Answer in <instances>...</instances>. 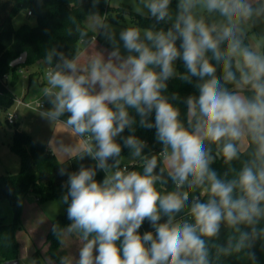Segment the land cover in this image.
<instances>
[{
  "label": "clouds",
  "instance_id": "clouds-1",
  "mask_svg": "<svg viewBox=\"0 0 264 264\" xmlns=\"http://www.w3.org/2000/svg\"><path fill=\"white\" fill-rule=\"evenodd\" d=\"M172 3L138 0L137 14L154 22L124 27L118 38L93 13L90 26L102 30L110 50L81 47L88 31L77 26L74 54L53 47L44 56L41 96L49 107L39 115L75 138L58 140L56 154L95 162L59 169L70 223L51 231L62 245L66 236L79 242L78 256H61L59 264H223L230 256L258 264L264 36L251 30L264 23V0H176L175 10ZM172 79L195 93H169ZM137 127L155 129L158 152H145ZM218 160L227 166L222 173L213 167ZM145 221L153 230L141 234Z\"/></svg>",
  "mask_w": 264,
  "mask_h": 264
},
{
  "label": "trees",
  "instance_id": "trees-1",
  "mask_svg": "<svg viewBox=\"0 0 264 264\" xmlns=\"http://www.w3.org/2000/svg\"><path fill=\"white\" fill-rule=\"evenodd\" d=\"M109 3L110 0H99V3L93 7V0H0V113L11 109L19 98L18 88L23 68L32 67L43 61L47 50L53 47L65 52L66 55L74 54L78 46V38L74 31L77 26L88 31V38L84 43L94 41L91 38L95 36V40L110 49L111 46L101 39V34L90 29L85 23V20L93 13H98L104 19L120 22L122 14L118 13L114 18L110 13ZM20 12H26L27 15L31 13L29 16L36 19V24H24L15 29L13 21ZM145 21L149 26L154 22L149 18ZM159 27L167 26L159 25ZM23 53H27L26 63L19 67H11L12 61ZM176 67L179 72L185 71L181 61L176 63ZM195 91L192 85L179 79L169 81L168 92L178 93L181 98L194 94ZM178 106L183 116L186 106L183 103H179ZM47 107L49 105L46 104L45 108ZM151 119L154 121V115ZM10 127L12 128L10 150L19 157L20 170L16 174L0 175V203L8 201L12 210V219L9 222L0 215V262L3 264L19 260L20 244L17 232L22 226L25 198L33 194L40 203L61 199L66 191L62 185L67 180V176L59 175L60 167H65L72 172L78 170L81 163L85 166L95 163L89 158L83 161L69 159L60 162L44 142L23 130L18 123ZM129 134L126 129L122 135ZM135 134L147 141L149 147L145 149L146 153L160 150L161 145L155 140V129L137 127ZM119 142L122 143V140ZM128 153L129 150L125 148L122 155L128 156ZM234 164L239 166L237 162ZM213 167L221 173L227 168L222 160H218ZM103 175V172L98 171L96 179L102 180ZM168 186L171 187V184L169 183ZM69 223L66 211L52 220L45 240L46 252L42 255L37 248L34 255L37 259L43 257L45 261L47 258L52 264H59V258L65 255L62 252L63 245L58 242L51 229L54 224L65 227ZM152 230L150 224L145 221L139 231L143 234L145 231ZM227 234L228 230L222 227L218 242L225 243ZM254 251L258 264H264V248L261 247L260 242H257ZM44 264L47 263L44 262ZM223 264H250V262L245 258L230 256L223 258Z\"/></svg>",
  "mask_w": 264,
  "mask_h": 264
},
{
  "label": "rangeland",
  "instance_id": "rangeland-1",
  "mask_svg": "<svg viewBox=\"0 0 264 264\" xmlns=\"http://www.w3.org/2000/svg\"><path fill=\"white\" fill-rule=\"evenodd\" d=\"M109 5L111 8L110 13L112 14L114 18L117 17L118 13L122 14V16L120 17L121 19L120 22H115L110 19L103 18L105 22L110 24L112 28L116 31L117 38L119 36V31L122 28L127 27L129 25L140 26L142 28L149 26L145 21L146 18L141 17L136 12V7L138 6V0H110ZM175 6H176V0H173V3H172L173 10H175ZM13 24H14L15 29H18L20 26L24 24L35 25L36 19L32 16L27 15L26 12H20L14 18ZM98 30H99V33L102 32L100 28H98ZM263 31H264V23L258 22L256 24L255 33H260L261 34L260 36H264L262 34ZM255 33H251V34H254L256 36ZM101 39L103 41H106L102 35H101ZM27 68L31 70L30 67H27ZM22 71H23L22 74L27 73L26 68H23ZM33 81L35 82V83L33 82L34 85H37V87L40 86L37 84L36 80H33ZM40 87H42V85ZM35 94L37 93L31 91L30 95L27 97L26 100L27 101L32 100ZM10 110L17 114L18 116L17 122L19 123L22 129L27 131L29 134H31L35 138L37 137L44 138V136H46L48 130L45 129L46 125L41 120V117L39 115L40 111L34 110L33 107H28L25 104H18V103H14V105L12 106ZM0 120L2 121V126L0 127V156L2 158V165H5L6 163V165L9 166L7 168L10 170V172L14 173L20 170V159L9 148V145L12 143V128L6 122V113L4 112L0 113ZM24 201L28 202V204H33L36 200L33 194H29L25 198ZM5 202L8 203V201H5ZM5 205H9V204H4L0 206V214L5 220H7L8 217H6V215L10 213V209L9 208L8 210H6V208L3 209ZM37 205L41 209V211L45 214V216L50 220L57 217L60 214L65 213L66 211V206L61 203V199H55V200L47 201L44 203L37 202ZM41 226L43 225L41 224ZM23 232H24L23 229H19L17 232L18 242L22 245L25 242V239L22 237L24 234ZM64 241L65 242L62 246L63 254L65 255L72 254L74 256H78V243L79 242L77 240H74L73 236H66L64 238ZM39 242L41 243V241ZM39 246H40L39 249L41 251V254L44 255L47 247H44V245L41 246L40 244ZM33 260H38L40 264H44V262H46L47 264H52L47 258L45 261L43 257L37 259L36 257H32V256H27V258L19 262L20 264H32ZM0 264H3V263L0 262Z\"/></svg>",
  "mask_w": 264,
  "mask_h": 264
},
{
  "label": "crops",
  "instance_id": "crops-1",
  "mask_svg": "<svg viewBox=\"0 0 264 264\" xmlns=\"http://www.w3.org/2000/svg\"><path fill=\"white\" fill-rule=\"evenodd\" d=\"M85 22H86V25L90 29H92L96 33H99L98 27L93 28L90 26L91 17H88ZM255 31H256V25L252 28L251 33H255ZM255 34L257 37H260L261 35L260 33H255ZM262 34L264 35V31L262 32ZM82 47L86 48L88 52H91L97 49H100V50L109 49L98 40H94L89 43H84ZM46 67L47 65H44L41 61V62H38L36 65L30 67L31 70H29V68H26L27 70L26 74H22L23 71H21V81H20L19 88H18L19 99H22L25 103H35L36 101L43 100L41 96V88L44 86V70ZM34 73H37V74H34ZM30 74H34V75L28 78L27 76H29ZM32 79L36 80L37 84L40 86L42 85V87L40 86L37 87V85H34L33 84L34 81ZM31 91L36 92L37 94L34 95V98H32V100L27 101L26 99L30 95ZM28 107H33L34 110L41 111V109H36L34 106H28ZM7 112H4V113H6L7 115ZM17 119H18V116H17ZM41 120L45 123L46 125L45 129H47L48 131H47L46 136H44V138L37 137V139L44 142L60 162L69 160L66 157H60L56 154V142L60 139H64L65 143H74L75 138H70L68 134L60 126L50 125L49 122L43 118H41ZM10 145H9V148H10ZM7 167L9 166L6 165V163L5 165H2V158L0 156V175L16 174L19 172V170L14 173L10 172V170ZM34 198L36 201L33 204H28V202L24 201V208H23V214H22V226L20 229L24 230L23 232L24 234L22 237L25 239V242L23 243V245L19 243L20 244L19 261L27 258V256L35 257L34 256L35 252L37 248L40 247L39 244L41 246L44 245V247H46L45 245L46 235L51 226V222L54 219L53 218L50 220L45 216V214L41 211V209L37 205V202L39 201L37 200L35 196ZM4 204H9V202L6 203L4 201L0 203V206ZM4 208H6V210H8V208L10 209V213L6 215V217L8 218L7 220H5L6 222H9L12 219V210H11L10 204L5 205L3 209ZM36 221L38 224L36 223ZM41 224L43 226H41ZM73 239L76 240L74 236H73ZM39 241H41V243Z\"/></svg>",
  "mask_w": 264,
  "mask_h": 264
},
{
  "label": "built area",
  "instance_id": "built-area-1",
  "mask_svg": "<svg viewBox=\"0 0 264 264\" xmlns=\"http://www.w3.org/2000/svg\"><path fill=\"white\" fill-rule=\"evenodd\" d=\"M31 13H29L30 15ZM15 103L25 104L26 106H34L36 109L43 110L46 106V103L43 100L36 101L35 103H25L22 99H16ZM6 122L9 125H13L17 122V114L9 110L6 115Z\"/></svg>",
  "mask_w": 264,
  "mask_h": 264
},
{
  "label": "water",
  "instance_id": "water-1",
  "mask_svg": "<svg viewBox=\"0 0 264 264\" xmlns=\"http://www.w3.org/2000/svg\"><path fill=\"white\" fill-rule=\"evenodd\" d=\"M21 57H23V59H21ZM26 61H27V53H23L19 58L12 61L11 67L15 68V67L22 66L26 63ZM4 264H20V262L19 260H13V261L5 262Z\"/></svg>",
  "mask_w": 264,
  "mask_h": 264
}]
</instances>
